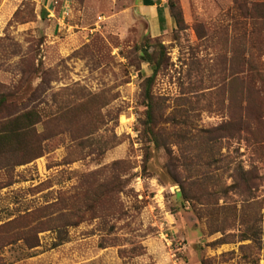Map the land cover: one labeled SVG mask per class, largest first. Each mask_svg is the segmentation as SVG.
<instances>
[{
  "label": "rangeland",
  "instance_id": "rangeland-1",
  "mask_svg": "<svg viewBox=\"0 0 264 264\" xmlns=\"http://www.w3.org/2000/svg\"><path fill=\"white\" fill-rule=\"evenodd\" d=\"M50 1L0 0V92L26 76L8 100L24 105L40 84L45 92L32 100L73 108L75 134L57 135L11 173L0 169V225L61 198L67 207L81 203L82 179L97 189L105 174L111 190L100 193L95 218L62 227L60 245L52 247L56 233L47 230L29 251L20 242L5 246L0 262L264 264V0H176L181 27L158 38L135 14V0H56L68 8L61 23L46 17ZM145 42L148 53L162 45L166 57L151 88L166 107L160 120L177 104L185 112L176 120L217 138L212 158L195 153L198 165L215 162L206 169L212 195L198 166L191 200L182 199L179 184L187 189L190 173L175 160L178 149L156 150L142 135L140 82L149 66L137 50ZM80 120L92 122L94 146L80 149ZM228 120L242 124L231 138ZM240 174L252 178L248 193ZM245 226L255 237L238 241Z\"/></svg>",
  "mask_w": 264,
  "mask_h": 264
},
{
  "label": "trees",
  "instance_id": "trees-1",
  "mask_svg": "<svg viewBox=\"0 0 264 264\" xmlns=\"http://www.w3.org/2000/svg\"><path fill=\"white\" fill-rule=\"evenodd\" d=\"M165 1L167 3L168 13L174 21L175 28L179 30L182 19L180 10L176 5V0ZM44 15L45 14L43 13L42 16ZM156 47L157 50L148 53L146 48H149V44L148 42H145L142 47L137 50L141 61L149 66V75L144 77L140 82V97L141 105L143 107L141 112L142 119L140 120L142 135L145 137V141L156 150H167L170 145L176 146L178 149V156L175 160L180 159L184 161V170L185 172L190 173L189 179L198 177L196 175L197 169L198 166H201L203 172L200 176L204 179V182L207 183L206 185H208L205 186L204 189L207 190L208 195H212V176L209 175L206 169L210 168L212 163L215 162L209 160L205 161L204 165H198L196 162L198 156H196L195 153L197 148L199 153L205 150L206 154L210 153L207 156L212 158V150L215 147V141L217 138H215L209 130L202 131L192 128L187 121L176 120L175 113L185 112L179 110V108L177 109V104L174 105L175 112L172 115L169 113L165 119L162 121L160 120L162 119L166 107L162 100L156 99L153 96L151 88L155 77L166 62V57L164 54V47L160 44H157ZM228 77L232 83L239 81V78H237V74L235 73H231ZM25 82H27V77L21 75L12 91L0 92V169H3L8 173H11L15 167L28 164L41 157L46 150L45 147L54 141L55 138H57V135L61 136L67 134L69 137L71 133L75 134L74 129L77 125L76 118L72 114L73 108H67L65 102L55 104L54 100H52L50 101V104H47L43 98L34 102V100L39 97L40 93L42 94L45 92L40 84L33 89V92L37 93H34L35 95L30 94V98L28 97L26 99L24 105L19 104L16 101L8 100L20 91ZM34 97L35 99L32 100ZM41 103L42 105L44 104L43 108L38 107V104L41 105ZM81 122L85 125L82 127V130L85 132L77 136L80 149H83V147L86 146H94V144L98 142L91 144L88 141L92 138L91 136L94 132V130H92V122L80 120L78 124H81ZM166 124L170 125H168L170 128L169 130H167L165 126ZM36 125H41L43 127L40 133H36ZM240 125H242L240 120L237 121V123L228 120V137H232V131L235 133L239 132ZM61 126L62 128L60 129ZM72 126H74L73 132L71 129ZM75 131L78 132V130ZM96 148L99 147H95V149ZM189 149L194 151L193 154L187 153V150ZM97 152H101V150L98 149ZM173 169L176 170L177 168L173 166ZM104 175L105 174H100L104 180L97 185V189L92 186L94 179H82V187L84 183L87 187L84 186L86 188L82 189L84 192V200L81 203L77 202L76 204L67 207L66 199L61 198L42 208L17 216L16 218L1 224L0 250L7 245L20 242L23 248L29 251L38 246V234L47 230H52V232L56 233V240L53 242L52 247L60 245L64 242V238H62L64 234H61L62 227L75 226L83 222V217L85 215H89L91 218L94 217L93 215L96 214V211H99L98 203L100 196L103 195L104 197H107L111 190L109 187L110 182L107 178H104ZM239 177L242 185L248 193L250 189L249 182L252 178H246L243 174H240ZM172 180L174 183L177 182L175 178ZM194 184L196 185L191 179L188 181L187 189H185V186L182 184H179L182 199L185 198V200H191L189 197V189H192ZM189 186H191V188H189ZM58 205L60 206L57 208ZM50 208H52L54 212H49L48 210ZM39 211H42V214H39ZM59 221H62V223H59ZM219 231H223V229H214L212 233ZM247 233H253V236H250ZM239 235L238 241H251L255 237V232H253L252 226H245V232H241ZM0 264L3 263L0 262Z\"/></svg>",
  "mask_w": 264,
  "mask_h": 264
},
{
  "label": "crops",
  "instance_id": "crops-1",
  "mask_svg": "<svg viewBox=\"0 0 264 264\" xmlns=\"http://www.w3.org/2000/svg\"><path fill=\"white\" fill-rule=\"evenodd\" d=\"M131 7L146 23L150 38L163 36L174 28L165 0H135Z\"/></svg>",
  "mask_w": 264,
  "mask_h": 264
},
{
  "label": "built area",
  "instance_id": "built-area-1",
  "mask_svg": "<svg viewBox=\"0 0 264 264\" xmlns=\"http://www.w3.org/2000/svg\"><path fill=\"white\" fill-rule=\"evenodd\" d=\"M50 4V8L48 10H46L47 14L46 17L47 18H51V19H55L57 23H61L63 22L67 16H68V8L66 5L64 4H60L57 7V1L56 0H51L49 2ZM99 21L100 18H97Z\"/></svg>",
  "mask_w": 264,
  "mask_h": 264
}]
</instances>
